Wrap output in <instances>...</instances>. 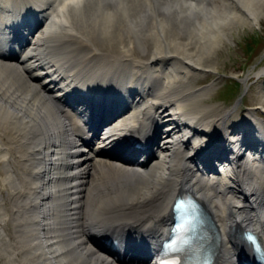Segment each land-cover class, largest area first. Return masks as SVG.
I'll use <instances>...</instances> for the list:
<instances>
[{"label":"bare ground","instance_id":"obj_1","mask_svg":"<svg viewBox=\"0 0 264 264\" xmlns=\"http://www.w3.org/2000/svg\"><path fill=\"white\" fill-rule=\"evenodd\" d=\"M218 2L0 0V257L156 264L182 192L203 204L217 229L213 264H232L239 252L252 260L245 229L264 255L261 110L233 121L235 112L204 105L212 84L188 85L193 72L211 71L206 61L232 28L260 23L264 0ZM91 116L113 117L98 131ZM155 126L165 130L153 144ZM94 138H102L96 147ZM78 140L90 156L79 154ZM150 145L160 146L148 154ZM213 154L227 158L200 165ZM110 236L123 242L125 258L109 254Z\"/></svg>","mask_w":264,"mask_h":264},{"label":"rangeland","instance_id":"obj_2","mask_svg":"<svg viewBox=\"0 0 264 264\" xmlns=\"http://www.w3.org/2000/svg\"><path fill=\"white\" fill-rule=\"evenodd\" d=\"M230 33L231 37L206 61L205 67L211 71L193 72L188 85L200 89L212 84L213 89L205 97L204 105L217 107L220 111L235 112L233 121L238 122L241 113L243 117L248 108L255 106L258 111L261 110L257 115L264 120V116H260L264 114V73L257 75V72L264 69V15L255 27L239 24ZM135 53L140 54L137 50ZM239 97L242 102L237 101ZM237 102L239 104L234 108ZM93 144L94 140L90 146ZM2 194V200H5L6 193ZM6 210L9 211L8 208ZM0 264L10 263L6 257H0Z\"/></svg>","mask_w":264,"mask_h":264}]
</instances>
